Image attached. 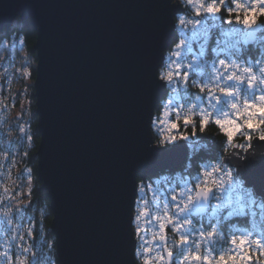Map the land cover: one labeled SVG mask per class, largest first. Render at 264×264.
Instances as JSON below:
<instances>
[{
	"label": "water",
	"instance_id": "obj_1",
	"mask_svg": "<svg viewBox=\"0 0 264 264\" xmlns=\"http://www.w3.org/2000/svg\"><path fill=\"white\" fill-rule=\"evenodd\" d=\"M21 9L39 30L36 173L52 203L50 230L66 264H124L134 172L155 175L187 150L184 141L149 147L146 131L150 107L166 94L154 71L159 48L175 37L170 10L165 0H0V25ZM256 33L241 36L251 44ZM240 163L264 191V162ZM212 195L193 214L206 211Z\"/></svg>",
	"mask_w": 264,
	"mask_h": 264
},
{
	"label": "clouds",
	"instance_id": "obj_2",
	"mask_svg": "<svg viewBox=\"0 0 264 264\" xmlns=\"http://www.w3.org/2000/svg\"><path fill=\"white\" fill-rule=\"evenodd\" d=\"M165 3L170 10L167 21L176 38L158 50L159 63L155 66L154 79L163 84L166 94L150 107L146 129L151 141L149 147L166 148L178 141L176 138L173 139V136H165V132L174 131L177 127L169 119L173 113L176 120L185 116H196L201 121L203 115H208L211 118V125L199 123L200 133L204 134L202 137L196 135V122L184 119V126L187 128L191 125L193 129L192 135L184 138L190 144L199 141L209 153L214 149L215 158L196 161L193 180L189 182L185 179L184 186L177 188L184 199L172 207L174 212L172 218L176 220L172 231L180 237H193L192 243H189V239L181 242L171 234L166 237L161 223L159 232L150 231L147 237L141 235L137 228L134 239L132 219L131 236L130 238L127 236L128 251L124 264H207L204 259L193 257L194 253L201 255V241L208 243L213 237L217 238L216 244L205 249L201 255V257H212L214 253L220 251L216 245L221 242L226 245L229 240L232 243V237L237 236L232 230H222L216 223L207 225L197 223L185 215L197 202L208 200L213 193L209 187H199L203 176L206 173H213L220 181L216 185L218 189H224L226 184L241 187L245 190L249 203H264V191H258L256 184L249 183L248 177L240 171V162L243 160L264 162V143H262L264 142V40L258 44L248 45L247 48L242 45L241 51L228 49L222 43L213 45L208 34V25L211 23H217L221 27L229 25L223 23L225 13L216 10L223 6L225 12L229 9H232V12L243 11V19H236V22L231 24L232 27L255 31L257 25L264 27V11H262L264 2L262 0H239L238 3H234V0H165ZM233 4L235 8L231 7ZM249 9L255 11L249 14ZM9 15L11 16L9 23L0 25V66L27 61L38 72L40 57L36 47L30 49L27 43L33 29L39 32L38 28L32 24L29 17L24 15L23 9ZM237 16L240 17L239 14ZM192 29L204 34L205 43L211 48V55H206L202 46L199 55L182 56V45L186 43L183 37ZM261 35H264V32ZM33 53L37 55L33 56ZM221 61L224 63L222 64ZM182 68L185 69L184 75H181ZM178 83L179 89L176 86ZM221 87L231 91L219 92L220 95H217L216 92ZM160 105L163 106L164 112L162 118L158 120L153 115V110ZM176 107H179V112H176ZM146 112H149V107ZM217 120L223 123L218 124ZM188 167L193 165L188 164ZM176 175L179 177L180 172ZM140 178L146 177L141 176L138 170L135 171L137 188V181ZM193 184L199 190L193 192ZM142 189L143 184H140L139 190ZM45 210L49 214L54 213L52 203L46 204ZM164 210L167 213L168 204H164ZM19 211L20 209L17 208L16 212ZM15 215L11 207L0 209V221L3 222L0 225V264H14L13 251L16 253L15 264H33V262L66 264L59 251V238L53 229L50 230L51 239L45 240L42 236L43 243L37 244L36 250L33 251L32 245L21 243L24 239L23 235L17 236V232L22 230V224L15 219ZM140 219L141 213L138 211L135 220ZM182 229L190 231L182 233ZM27 231L31 236V230ZM209 232L214 235H208ZM212 261L215 264V261Z\"/></svg>",
	"mask_w": 264,
	"mask_h": 264
},
{
	"label": "flooded vegetation",
	"instance_id": "obj_3",
	"mask_svg": "<svg viewBox=\"0 0 264 264\" xmlns=\"http://www.w3.org/2000/svg\"><path fill=\"white\" fill-rule=\"evenodd\" d=\"M215 32L216 28L208 27V34L213 42V45L219 43L218 38L215 36ZM175 38L176 34L174 39ZM183 38L185 40L186 38H188V40H186V43L182 45V56L199 55L202 46L204 47V52L206 55L212 54L210 46L205 43L204 34L202 32L196 29L188 30ZM177 42L179 41L177 40ZM239 45L242 46L245 44L241 42ZM239 45L237 44V48H239ZM233 48L235 49L236 46L233 45ZM244 48L246 47L244 46ZM237 51H241V49ZM184 74L185 69L182 68L181 75ZM188 82H190V80ZM0 83L3 86L6 82L0 81ZM176 86L178 89L180 88L179 83ZM2 91L0 90V95H3ZM216 94L220 95L218 90ZM4 97H1L0 100V209L7 207L10 204L11 192L13 191V184H11V179L14 175H11L12 171L15 172L16 169L22 168L20 170L19 178H17L15 189H19L20 186V189L18 191L22 192L21 209L24 217H26V219H29L28 214H26L25 212V207L31 201L33 195V188L35 186V179L38 180L37 174H33L32 168L29 169V167L26 165L27 158L26 154L24 153L25 145L29 144V142L31 141V129L28 127V117L26 110L23 111L26 106L25 108L23 106L18 107V102H15V99L14 103L11 102L12 105H15V107L13 106L12 108L14 110L16 108H20V113L17 112L16 116L15 113H12V115H10L11 111L8 110L9 107L7 105H9L11 99L8 96H6V98ZM172 98L175 99V97ZM19 105H21V103ZM156 109H158L159 111V116L156 117L159 120L163 116L164 109L162 105L155 108V110ZM179 111V107H176V112ZM186 118L194 120L196 122L197 127L195 129V132L198 136V133L200 132L198 117L185 116L182 117L180 120H176L175 113L169 116V119L173 123H175L177 127L174 131L169 132L168 135L178 137L176 139H178V141H184L186 145V155L182 162L179 165L171 166L167 169L159 171L155 175L143 176L146 178H142L141 180L138 179L137 181V207L140 206L138 205L139 202L147 201L149 205V218H145L143 216L142 219H140L145 221L146 225L144 227V231H141V229L139 228V224H137V221H134V216L136 217V215L138 214L137 210H135V203L133 215L134 237L137 228H139L140 234L145 237L150 235V231L159 232V224L162 221L166 222L168 217H173V205L178 203L181 199H184L180 196L177 188L184 186L183 181L185 179H187L189 182L193 180L195 175L194 165L196 161H203L208 158H215L214 149L211 153H209L204 149L203 144L199 141L190 144V142L184 138L186 136L192 135L193 133L191 125H189L187 128L184 126V119ZM207 125H211V121H209ZM179 136H183L184 140H179ZM12 139L15 140L17 144H10ZM177 142H175L174 144H176ZM188 164H192L193 167H188ZM177 172H180L179 177H177L176 175ZM26 177H28L32 182L30 189L27 191L28 194L23 193L24 189L26 188V186L23 185ZM213 177V174L212 177H209V175L205 177L204 175L202 178V182L200 183V188L209 187L213 191L212 198L209 202V206L206 211L195 215L192 212V207L185 215H188L194 220V222L197 223H203L205 225L216 223L218 226L221 227L222 230H232V233L235 234L237 237L248 235L249 233H251V239L264 237V232L260 231L261 226H263V218L261 217L264 213V203H249L245 194V190L241 187H232L226 184L224 185V189H218L216 185L220 182L219 178L215 179ZM140 184H143L142 190H139ZM192 187L193 192L198 190L195 184H193ZM7 192L9 194L6 196ZM173 196H175V199H173ZM45 199L47 200V197ZM164 204H168L169 206L167 216H165ZM18 216L20 218V215ZM258 217L261 218L260 222H256V219ZM175 223L176 220H173V223H165L164 232L166 234V237L167 235L171 234L175 237V239L179 240L180 236L178 234L173 233L172 231ZM184 231L190 230H181L182 233ZM36 236L40 237V234L37 233ZM216 239V237H213V239L208 241V243L201 241V255H203L205 249L210 248L216 244ZM192 240L193 237L189 236L190 244L192 243ZM216 246L220 249V251L218 253H214L213 256L210 257L214 261L221 254H224L227 257L229 254L234 255L237 252L236 246L233 245L230 240L226 245L221 242L219 245ZM258 253V249L251 250V260L249 261V264H264L262 256ZM225 264H232V262L230 260H226Z\"/></svg>",
	"mask_w": 264,
	"mask_h": 264
},
{
	"label": "trees",
	"instance_id": "obj_4",
	"mask_svg": "<svg viewBox=\"0 0 264 264\" xmlns=\"http://www.w3.org/2000/svg\"><path fill=\"white\" fill-rule=\"evenodd\" d=\"M234 6H235V4L231 5V7H233V8H234ZM237 11H239V10H237ZM221 12L225 13L223 23L226 25L227 24H229V25L227 27H221L217 23H211L208 25V27L216 28L215 36L218 38L219 43H222L226 48L233 49V45H234V46H236V48H235L236 50L241 49V46L239 44L241 42H243L245 44L243 38L241 37V33L244 30H241V28H234L231 26L232 23L236 22V18H234V19L231 18L233 15H235V13L234 12H232V13L225 12L223 6H221ZM243 15L244 14L240 13V16H243ZM262 32H264V27L259 25L256 41L252 44H258L261 40H264V35H261ZM35 38H36V31H35V29H33V31L31 32V34L28 36V39H27V43H28V46L30 49L33 48V45L35 43ZM237 44L239 45V48H237ZM252 44H245L243 46H245L247 48L248 45H252ZM32 55L35 56V53H33ZM35 62L36 61H33V63H35ZM15 65H16V63L3 65L4 68H8V69L4 70V73L6 71H9V69ZM29 73H30L29 74L30 79H31V81H33L34 67H32L31 65L29 67ZM2 81L6 82L5 85L2 86L5 90H11L12 89L11 82H8V79H6L3 75L1 76V82ZM19 88H21V86H19ZM15 99H16L15 102H18L17 106L19 107L20 106L19 104L21 103L19 96L15 97ZM27 99H28V103H27L25 110H26L27 117H28V121H27L28 127L31 129V131H30L31 132V141L29 142V144L25 145L24 153L26 154V158H27V164L26 165L29 167V169L32 168L33 174H37L36 173V171H37V169H36L37 160L35 157H36V149H37L38 142H39V134L37 133V117L34 113L35 106H34V95H33V84L32 83L30 84V91H28ZM7 106L10 108H12L13 106L15 107V105H12L11 102ZM157 116H159L158 109L155 110V117H157ZM198 136L202 137V136H204V134H201L199 132ZM17 139H19V138H17ZM10 144L15 145V144H17V142L12 139ZM28 161H30V162L32 161L31 162L32 164ZM21 169L22 168L16 169V171L13 172L14 176L19 177ZM141 179L142 178H140L139 180H141ZM40 186H41L40 181L35 179V186L33 188V195H32L31 201L25 207V212H26V214H28L29 219H26V217H24L22 209L18 212V214L20 215V218L17 219L22 224V230L17 232V236L19 237L20 235H23L24 239L21 241V243L24 244L26 242L27 244L32 245L33 251L36 250L35 245L43 242V241H41L42 236L45 240L51 239L50 222H51L52 216L48 212H46V210H45V205L46 204L48 205L49 201L47 202V200L45 199L47 196V192L45 190L40 189ZM261 218H263L262 219L263 226H261L260 231L264 232V213L262 214ZM261 218L258 217L256 219V222H260ZM2 223L3 222L1 221L0 225H2ZM28 229L31 230V236L28 235V231H27ZM37 233L40 234V237L36 236ZM15 257H16V253H15V251H13L14 264H15ZM33 264H35V262H33Z\"/></svg>",
	"mask_w": 264,
	"mask_h": 264
},
{
	"label": "rangeland",
	"instance_id": "obj_5",
	"mask_svg": "<svg viewBox=\"0 0 264 264\" xmlns=\"http://www.w3.org/2000/svg\"><path fill=\"white\" fill-rule=\"evenodd\" d=\"M262 2H264V0H262ZM234 8H235V6H234ZM248 11H249V14H251L255 10L254 9H249ZM234 13H235V15H233L231 17L232 19L236 18L237 14H239V16H240V13L243 14V11L239 10V11H236ZM240 19H243V16H240ZM256 28L258 29L259 25H257ZM245 31L246 30H244L243 32H245ZM256 38H255V41H256ZM186 40H188V38H186ZM29 67H30V64L27 61L17 62L15 66L11 67L9 69V71H6L4 73V70L8 69V68H4L3 66H0V81H1V76L3 75L6 79H8V82H11V84H12V89L11 90H5L2 87L1 83H0V90L1 91L3 90L2 91L3 95H0V100H1V97L5 96L4 98H6V96H8L11 99L10 102L14 103L15 97L19 96L20 102H21L20 106H23L24 108H25V106H27V103H28V99H27L28 91H30V84L31 83L33 84V81H31L30 75H29L30 74L29 73ZM19 86H21V88H19ZM19 109L20 108H16L14 110L13 108H10V107L8 108V110L11 111V113L9 112L10 115H12V113H15V116H16L17 112L20 113ZM210 121H211V119H210ZM168 134H169V132H165V136H171V135H168ZM175 138H178V137H175ZM180 139L184 140L183 136H179V140ZM212 174L213 173H211L209 175V177H212ZM11 175H13V171H12ZM213 175H214L213 178H215V179L218 178V177L215 176V174H213ZM205 177H207V175H205ZM17 178H19V177H16V176L13 175V177L11 179V184H13V191L11 192L10 204H9V206H7V207H11L13 209V212L16 213L15 219L19 218V216H18L19 214L16 212V209L19 208L21 210V205H22V197H21L22 192L18 191L20 189V186H19V189L18 188L15 189V187H16L15 184H16ZM23 185L26 186V188L24 189L23 193L24 194H28L27 191L30 189V187L32 185V182L30 181V179L28 177L25 178ZM8 194L9 193L7 192L6 196ZM135 203H136L135 210H137V212L139 211V213H141V219H142L143 216L145 218H149V214H148L149 213V207H148L149 205H148V202L147 201L139 202L138 203V205H140L139 207H137V201ZM134 221H135V216H134ZM137 224H139V228L141 229V231H144V227L146 226L145 225V221L139 220V221H137ZM244 247H245L244 249H246V250H248V249H251V250L257 249L256 245H254V244H246V245H244ZM261 256H262V258L264 260V255H261Z\"/></svg>",
	"mask_w": 264,
	"mask_h": 264
},
{
	"label": "snow or ice",
	"instance_id": "obj_6",
	"mask_svg": "<svg viewBox=\"0 0 264 264\" xmlns=\"http://www.w3.org/2000/svg\"><path fill=\"white\" fill-rule=\"evenodd\" d=\"M239 0H234V3H238ZM217 11L221 10V7L216 9ZM264 11V10H262ZM229 13H232V9L228 10ZM236 19H240V17H236ZM221 63L223 64L224 62L221 61ZM203 90V87H202ZM219 92L221 93H226L231 91L230 89H226V88H219L218 89ZM246 104L248 103L247 101L245 102ZM234 107H236L234 105ZM210 116L208 115H203V119L201 121H199V123H202L204 125H207L208 122L210 121ZM186 120H190L188 118H186ZM216 123L218 124H222L223 121L221 120H217ZM175 126V125H174ZM173 139H175V137H173ZM206 175H210V173H206ZM200 187V186H199ZM165 216H167V213H165ZM173 218L172 217H168L167 221L161 222V225L163 226V228L165 229V223H173ZM201 235H204L203 233H201ZM208 235H214V233L209 232ZM189 239L188 237L185 236H181L180 237V241L184 242L185 240ZM232 244L236 246L237 252L236 254H229L227 257L224 254H221L216 260H215V264H225L226 260H230L232 262V264H249V261L251 260V249L245 250L244 249V245L246 244H254L256 245L257 249L259 250L260 255H264V237H260V238H256V239H251L250 235H243L240 237H232ZM193 257L196 259H204L207 264H213V261L210 257L208 256H203L201 257L200 254H193Z\"/></svg>",
	"mask_w": 264,
	"mask_h": 264
}]
</instances>
